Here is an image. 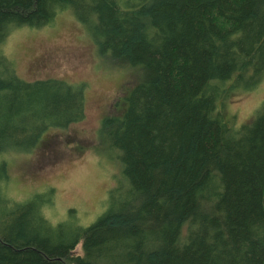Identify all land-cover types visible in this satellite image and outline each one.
<instances>
[{
    "label": "trees",
    "instance_id": "obj_1",
    "mask_svg": "<svg viewBox=\"0 0 264 264\" xmlns=\"http://www.w3.org/2000/svg\"><path fill=\"white\" fill-rule=\"evenodd\" d=\"M65 10L81 27L92 17L99 54L140 74L97 130L117 181L87 226L74 210L44 217L52 189L4 196L5 154L78 122L83 99L0 56V264H264V101L238 127L222 113L264 77V0H0V43Z\"/></svg>",
    "mask_w": 264,
    "mask_h": 264
},
{
    "label": "rangeland",
    "instance_id": "obj_2",
    "mask_svg": "<svg viewBox=\"0 0 264 264\" xmlns=\"http://www.w3.org/2000/svg\"><path fill=\"white\" fill-rule=\"evenodd\" d=\"M92 21L82 28L65 10L45 27L13 29L0 43V56L20 80H62L82 88L78 122L48 129L28 153L9 152L2 158L8 180L1 192L8 199L20 201L52 189L53 207L44 210L50 223L74 210V219L87 226L103 212L119 166L118 153L102 148L97 130L140 79L134 68H121L108 54H99L89 35ZM263 101L264 77L256 90L232 94L222 113L238 127L252 120ZM74 252H80L79 245Z\"/></svg>",
    "mask_w": 264,
    "mask_h": 264
}]
</instances>
